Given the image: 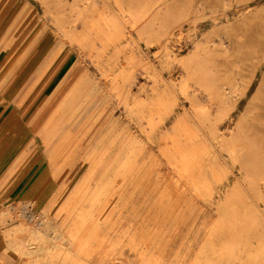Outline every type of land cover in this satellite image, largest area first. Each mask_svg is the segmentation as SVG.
<instances>
[{"label": "rangeland", "instance_id": "obj_1", "mask_svg": "<svg viewBox=\"0 0 264 264\" xmlns=\"http://www.w3.org/2000/svg\"><path fill=\"white\" fill-rule=\"evenodd\" d=\"M65 1L54 8L59 18L52 21L43 13L41 0H0V264L34 263L33 255L18 258L10 246L22 240L26 225L37 228L47 215L70 240L57 250L59 257L68 252V258L54 264H264V212L257 208H264V194L260 199L253 190L258 179L255 173L264 175V119L257 115L264 87L256 92L264 85L260 61L264 57V0H176L172 14L162 19L158 15L164 11L152 7L156 0H138L133 7L125 4L135 15L133 26L126 27L131 29V43L124 40L126 33L117 32V37L125 46L122 51L133 53L134 88L141 86L137 90L140 103L151 102L146 97L151 88L172 86L171 80L188 70L187 84L173 89L177 99L191 111L184 94L187 90L198 96L194 119L206 133L211 124L232 123L234 127L227 136L234 147L231 158L223 151L225 161L218 163L209 154L204 165L198 159L195 163L186 160L184 151L157 146L169 144L170 126L175 123L174 114L166 108L152 116L151 125L159 129L152 133L140 103L116 105L113 98L109 100L111 67L120 69L114 87L122 84L132 68L122 65L121 53L118 59L108 60L102 45L97 54L96 50L87 53L79 44L87 38L81 25L87 14L93 12L95 29L111 27L108 8L116 10L111 0L106 6L95 0L96 5L80 12L81 2L75 7ZM60 19L76 23V31L62 34ZM113 24L121 30V22ZM93 35L100 36L94 30L89 37ZM62 40L73 49L70 55L57 51ZM164 40L166 51L158 48ZM195 41L202 62L196 68L191 67L196 58L185 67L165 62L168 54H189ZM56 52V65L63 60L62 71L47 85L45 63ZM71 75L70 83L59 92L60 79ZM78 82L85 87L66 108L63 100ZM93 86H99V93L86 106L88 100H84L82 111L67 128ZM224 87L233 91L236 108L230 102L220 104L216 94ZM164 89L169 95V88ZM103 102V115L107 116L108 107L113 114L102 134L108 133L116 119L118 125L103 147L96 137L85 150L74 137ZM54 113L44 131L47 115ZM133 119L141 122L143 130ZM67 133L74 137L68 138ZM115 157L117 162L112 163ZM11 178L17 182L16 195L2 201L1 187ZM30 190L32 198L27 201L23 196ZM50 260L40 258L35 263L51 264Z\"/></svg>", "mask_w": 264, "mask_h": 264}, {"label": "bare ground", "instance_id": "obj_2", "mask_svg": "<svg viewBox=\"0 0 264 264\" xmlns=\"http://www.w3.org/2000/svg\"><path fill=\"white\" fill-rule=\"evenodd\" d=\"M78 1L81 2V5H80L81 8H80L79 12L81 11V9L88 11L90 6L96 5L94 3L95 0H70L68 3L73 4L76 7V6H79V4L77 3ZM137 1L138 0H111V4L115 6L116 10L114 8L113 9L108 8V10H109L108 11V17L111 18L113 23L117 20L119 22H121V25H122L121 30L116 28L115 24H113V23H112L111 27L108 24V26L99 27V28L95 29L94 28L95 23H93V21H94L93 12L90 14H87V15H89V17L83 21V24H81L82 26H84L83 29H85L87 31L86 32V34H87L86 40L84 38L83 39L84 42L79 44V46H81L84 51H87V53L88 52L91 53V52L96 50V52L98 54L99 51L101 50V45H102V47H105L106 51L108 52V53H105L106 55H108V57H107L108 60H110L109 58H111L112 56H114V58L118 59V56H120L119 54L121 53L122 65L124 63L127 66V68H129V69L132 68L131 70H129V73L127 76H123L122 84H120L118 87H114L113 83H114V80L116 78H118L117 76L120 74V69H117L114 66L111 67V70L114 73L112 75L109 74L108 75L109 77L107 78V80L109 82V86L107 88V90H108L107 95L109 96V100H111L113 98L116 101L115 102V103H117L116 105H122V104L127 105L128 102L129 103L130 102L140 103V101H141L140 99H138V97L140 95H139V92H137V90H139V88H141V86H139L137 89L134 88L136 78L134 77L135 74L133 73V70L135 67V64L133 62L134 61L133 60L134 59L133 53L127 54L126 52H123L122 47L124 48L125 46L121 45L122 40L120 41L121 38L117 37V32L118 33L122 32V34L126 33L124 35V37H127V39H124V40L127 42V44L131 43V34L129 32V30H131V29H129L130 27H128V29H126V27H127V25L133 26L132 21H134L135 15L132 12H130L132 9H130V11H129V7L131 5L136 4ZM107 2H109V1L108 0H100L99 3L106 6L108 4ZM127 2H129L130 6L125 5ZM168 2H171L170 7L168 6ZM222 2L226 3L225 0H223ZM65 3H66L65 0H41V5L44 8L43 13L45 14V16L48 19H50L52 21H54L53 19L59 18V16L54 13V8H56L57 6L62 7ZM172 4H174V5H172ZM131 7H133V6H131ZM152 7H156V11L157 10H163L164 12L158 16H160L161 19L163 17L166 18L172 14L173 8L176 7V0H156V2L154 3V5ZM195 10H198V8H196ZM58 12H59V10H58ZM215 18H217V17L215 16ZM56 22L57 21H55V23ZM61 23H62V25L60 26V28L63 27V29L61 30L62 34L68 35L69 33L76 31V27H75L76 23L74 24L73 21L68 23L67 21L61 20ZM106 23H109V22H106ZM123 23H128V24H123ZM43 25H44V22H43ZM93 30H94V33H96L97 35L100 34V36L99 35L98 36L93 35L90 38L89 36ZM101 31H102V33H101ZM110 31H113V32L110 33ZM109 34H111L112 37L109 38V36H108ZM96 39H98L99 42H96ZM165 43L166 42L164 40L163 44L158 46L159 50L166 51L168 49V46ZM97 44H98V46H97ZM71 49L69 46L66 45V42H64L62 40L60 45L58 46L57 51L59 52V51L64 50L65 54L70 55ZM120 51H122V52H120ZM58 52L52 53L50 55V57L46 60V63H45V70L46 71L45 72H47V73H45V74L47 75L46 76L47 77V85L54 79L57 72L62 71L61 67L63 64V60H60V63H58V65H56L58 58L56 59L55 57H57ZM67 55H66V59L68 58ZM193 58H196V59H195V62L191 64V67L196 68L198 65H200V63H202L201 59L199 58L197 41H195L194 50L191 51L189 54L184 55V56H180V57H177L176 55L171 57V55L168 54V55H166L165 62L166 63H172V64H173V62H176V63L184 66L183 64H188L191 61V59H193ZM263 59H264V57H262L260 59L261 63H264ZM187 74H188V70H183L179 77L171 80L172 86H164L166 88L168 87L170 90L169 95L172 97V99L170 98V100H169V95L165 91L164 87L157 88V89L154 88V90H153V88H151L152 91L149 93H146V97L149 98L151 100V102L146 103V106H143L140 103V107L144 108L143 112L149 116V117L145 116L147 118L146 122L149 126V130L152 133L155 130H159L158 127L154 126L156 124L151 125V120L153 118L152 116L154 114H158L157 116H159L163 111H165V108H166L169 112L174 114L175 123L170 126L171 134H170V136L168 135L169 144L166 145L165 144L166 142L165 143L159 142V144L157 146H159V147L160 146H162V147L171 146L173 149H175V151H184V153H186V154H183V155H185L186 160H188V161L191 160V163H195V161L198 159V163L204 165L205 157H206V155H209V154H211L214 157V159L218 161V163H222L225 161L224 160L225 155L223 154V151L228 153L227 156L229 158H231L229 156V152L233 151L234 147H233V145H230L231 142L229 140H227V136L232 134L234 127H232L230 125L232 123H227L225 125L223 124L224 126H220V124L219 125L211 124L208 126L209 130L207 133L203 131V127L197 123L198 120L196 121V119H194V117H196V118L198 117L197 112L194 109L196 106H198L197 104L199 103V101L196 102L198 96L193 94V93L190 94L191 92L190 91L188 92L187 90H186V93L184 94L185 97L188 99V102L190 105L189 107L193 108L191 110L192 111L191 112V111H188V109L186 108L183 101L177 99V97H176L177 95L173 91V89H175L177 85H179V87H180L181 84H185V85L187 84V82H186V79H187L186 75ZM261 78H263V75H261ZM71 80H72V75L67 76L64 79L63 78L60 79L58 91L59 92L62 91L66 87V85L68 83H70ZM193 83L196 84L197 82L194 80ZM84 85L78 82L77 84H75L71 88V90L68 92V95L65 96V98L63 100V103L66 104V106H67L66 108H69L73 103L76 102L77 98L80 96L83 88L85 87ZM98 87L99 86H93L86 93L85 98L83 99L81 105L76 109V111L73 112V117L70 119V123H69V126H67V128L70 127V125H71L72 121L75 119V116L77 115V113L82 111V109H83L82 104H83L84 100L85 99L88 100L87 103L85 104V106H86L89 103V101L91 100V98L96 93H99L100 88L98 89ZM261 87H264V85L259 86V88H257V91H256L257 93L260 91ZM228 89L229 90H227V88L224 87L221 91H219L216 94V96L219 98L220 104H225V103L227 104L228 102H230V104L233 105L232 108H234V107L236 108V101L237 100L232 99V96H234L233 91L230 90V87ZM134 90H135V92H133ZM127 95H133V96L130 100L124 99V97H126ZM254 95H252L249 98V101H251V99L253 97H255ZM154 97H155V100H154ZM211 98L213 99V96L210 97V100H211ZM50 99H51V97H50ZM104 105H105L104 102L98 103L96 112L94 114H92L91 116H89V118H87L85 120L82 127L80 128L79 133L77 134V137H74L73 135H71V133H67V137L68 138L74 137L75 140L77 141V145L81 146L83 144L82 148L85 150H88L90 148L91 139L98 137L97 142H99L101 144V146L103 147L105 145V141H107V139L111 135V129H114L118 125V119H116L111 123V125H110L111 129L108 130V133L102 134L104 132V130H106V128H107L106 120L108 121L109 118H111V116L113 114L112 109L108 107V110H107L108 113H107V116L105 117L103 115ZM209 106H211V105H209ZM216 106H217V104H216ZM50 108H51V103H50V101H48V103L45 106L47 113H49ZM123 112H127L126 107L123 108ZM189 112H191V115H189L190 114ZM257 113H258L257 114L258 117L264 119V98L262 99L261 104L257 105ZM54 116H55V113L47 115V119L45 120L44 125H43V127H45L44 131L46 130V128L50 124V122L53 120ZM133 120L138 123V128L143 130L141 122L137 121V119H133ZM159 128H161V127H159ZM193 129H196L198 132H195V133L192 132ZM259 131H260V129H259ZM261 132L264 134V128H262ZM208 138L212 139V141ZM116 140H117L116 137L113 138L110 141L109 145H112L113 142H115ZM209 147L212 148L211 151H207V148H209ZM132 148H133V146H131L127 150V153L131 152ZM187 155L191 159H189L187 157ZM126 158H127V156H126ZM126 158L123 159L124 160L123 162L126 161ZM111 161H112V163L117 162V157H115ZM83 162H86V159H84ZM109 162H110V160H108V158H106V164ZM175 163H177L176 160H175ZM116 172L117 171H115V173ZM254 177H256L258 179L254 183L255 188H253V190H255L257 192L258 196L261 199V196H262L261 194H264V175L259 176L258 173H255ZM100 191H99V193H100ZM100 194H102V193H100ZM104 208L105 207L103 206L101 208V211ZM257 208H258L259 212H264V208H259L258 206H257ZM97 210L98 209H96V212H97ZM99 210H100V207H99ZM88 213L90 214L89 211H88ZM97 217H99V216H97ZM83 226H85V225L83 224ZM26 227H27V232L22 237V240L19 242H17V240L12 242L11 246H10L16 252L18 258H21L22 255H33L34 263L32 262L31 264H36L35 260L40 259V258H44L47 260H50L49 257L53 258L49 262L51 264L58 262L60 260V258H62L61 259L62 262L68 258V252H64L62 256L59 254L61 256V257H59L57 250L60 247L68 245L70 240H66L60 234L58 226L55 223V220L50 215H47L40 222V224L37 228L34 226H31V225H26ZM14 243L16 244V246H14ZM44 256H48V257L45 258Z\"/></svg>", "mask_w": 264, "mask_h": 264}, {"label": "crops", "instance_id": "obj_3", "mask_svg": "<svg viewBox=\"0 0 264 264\" xmlns=\"http://www.w3.org/2000/svg\"><path fill=\"white\" fill-rule=\"evenodd\" d=\"M3 152V151H2ZM1 152V153H2ZM0 153V154H1ZM13 178H11L8 182L4 183L1 187V190L4 191L3 193V197H2V201H6L7 199L15 196L16 194L14 192H16V185H17V182L16 180L14 179V182L12 181ZM38 191V190H37ZM37 191H34V192H37ZM1 192V191H0ZM31 192H33V190H30L27 194H25V196H23L24 199H26L27 201L30 200L32 198V195ZM15 194V195H14ZM1 201V200H0Z\"/></svg>", "mask_w": 264, "mask_h": 264}]
</instances>
